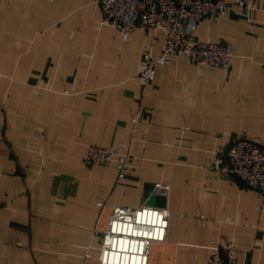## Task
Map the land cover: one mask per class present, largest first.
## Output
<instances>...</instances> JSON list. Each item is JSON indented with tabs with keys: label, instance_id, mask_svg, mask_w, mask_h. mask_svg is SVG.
I'll list each match as a JSON object with an SVG mask.
<instances>
[{
	"label": "crops",
	"instance_id": "obj_1",
	"mask_svg": "<svg viewBox=\"0 0 264 264\" xmlns=\"http://www.w3.org/2000/svg\"><path fill=\"white\" fill-rule=\"evenodd\" d=\"M193 39L230 45L231 66L175 57L142 89V54L160 55L162 34L123 43L94 0H0V264H99L92 231L114 206H146L155 184L169 216L148 264H206L212 247L264 264L257 196L214 168L232 136L264 140V0ZM118 144L124 177L85 166L88 146Z\"/></svg>",
	"mask_w": 264,
	"mask_h": 264
},
{
	"label": "built area",
	"instance_id": "obj_2",
	"mask_svg": "<svg viewBox=\"0 0 264 264\" xmlns=\"http://www.w3.org/2000/svg\"><path fill=\"white\" fill-rule=\"evenodd\" d=\"M258 0H94L101 12V24L120 33L125 43L135 30L143 29L160 33L164 48L160 55L142 54L141 70L136 79L142 89L155 77V67L171 64L173 58L182 57L191 64L206 68L228 69L233 59L230 45L199 42L193 39L197 27L204 20L219 18L233 7L253 9ZM131 157L125 147L88 146L84 164L87 168L113 169L117 177H124ZM215 170L223 176H232L242 186L254 193L264 210V140L249 139L243 134L232 136L225 153V162L217 160ZM154 194L165 196L169 187L154 185ZM100 209L105 203L99 202ZM166 208L141 206L128 209L114 206L104 230L92 231V238L99 239V264H148L149 250L153 243L165 240L168 227ZM85 259L91 256L86 254ZM206 264H239L229 249L212 247Z\"/></svg>",
	"mask_w": 264,
	"mask_h": 264
},
{
	"label": "water",
	"instance_id": "obj_3",
	"mask_svg": "<svg viewBox=\"0 0 264 264\" xmlns=\"http://www.w3.org/2000/svg\"><path fill=\"white\" fill-rule=\"evenodd\" d=\"M158 193L154 194L146 206L149 207H158V208H165V196L159 195ZM159 200V202H158Z\"/></svg>",
	"mask_w": 264,
	"mask_h": 264
}]
</instances>
